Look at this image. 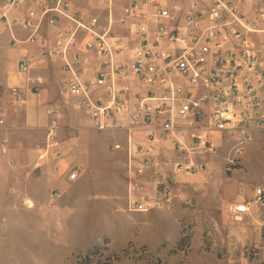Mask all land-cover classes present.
<instances>
[{
    "label": "built area",
    "instance_id": "1",
    "mask_svg": "<svg viewBox=\"0 0 264 264\" xmlns=\"http://www.w3.org/2000/svg\"><path fill=\"white\" fill-rule=\"evenodd\" d=\"M98 1L110 11L121 4V21L130 22L132 46L126 62L118 59L124 44L111 23L73 13L68 0H0V19L9 28L29 30L24 40L13 36V46L33 42L43 23L70 24L60 27L49 54L60 61L65 90L93 128L127 131L133 175L156 167L152 153L158 145H168L184 160L174 162V173H192L207 167L224 146L227 164L236 166L245 145L256 137L264 144V0ZM25 6L22 18L9 16ZM90 55L98 66L85 79ZM32 69L25 52L17 71L26 82L9 86L17 101L23 88L43 91L42 78L29 76ZM136 133L144 141L132 139ZM45 144H59L53 127ZM53 155L62 159L58 149ZM77 175L74 169L66 172L69 181ZM160 197L169 202L171 191L165 189ZM252 203L264 205L263 187L254 189L252 202L235 203L232 212L248 214ZM132 205L136 211L148 209L144 200Z\"/></svg>",
    "mask_w": 264,
    "mask_h": 264
},
{
    "label": "rangeland",
    "instance_id": "2",
    "mask_svg": "<svg viewBox=\"0 0 264 264\" xmlns=\"http://www.w3.org/2000/svg\"><path fill=\"white\" fill-rule=\"evenodd\" d=\"M48 26L43 23L39 29L33 54L34 72L46 75V91L39 95L28 92L26 102L19 103L7 85H0L2 126L10 127L5 132L13 139L8 145L0 133V169L40 174L44 166L38 149H46L42 140L53 127L57 141L64 147L58 150L66 163L54 173L62 185L56 184L55 178L48 182L47 200L57 203L50 214L53 220L57 212L61 219L59 212L63 210L62 230L56 232L55 227H49L45 236L38 228L31 234L16 233L0 240V264H39L41 254L43 261L46 257L44 264H78L90 252L94 256L88 264L106 260L110 264H264V205L252 203L250 212L240 216L232 212L235 203L242 199L252 202L254 189L264 188L262 139L256 137L243 147L236 166L227 164L228 150L224 146L209 158L207 167L192 173H174V162L184 160L168 145H158L153 151L156 167L140 176L129 175L127 131L96 130L76 110L74 100L63 94L57 63L44 58L52 46ZM8 28L0 19L1 48H12ZM116 32L129 36L123 28ZM15 35L23 37L16 31ZM0 59L2 68L12 64L5 50ZM51 107L56 109L53 114L46 111ZM73 139L80 141L78 147L72 146ZM115 143L121 148L114 149ZM68 147L73 149L66 151ZM72 169L78 175L69 181L66 172ZM28 179L13 176L6 181L5 186L12 187L9 194L20 192L25 196ZM55 189L60 192L56 198L50 194ZM165 189L171 191L169 202L159 201ZM39 195L44 197L43 193ZM108 196L112 207L103 200ZM13 200L20 201V197ZM134 200H144L148 209L128 217L125 212ZM20 223L16 227L20 228ZM128 232L131 236L125 243ZM104 233L111 238L101 236Z\"/></svg>",
    "mask_w": 264,
    "mask_h": 264
},
{
    "label": "crops",
    "instance_id": "3",
    "mask_svg": "<svg viewBox=\"0 0 264 264\" xmlns=\"http://www.w3.org/2000/svg\"><path fill=\"white\" fill-rule=\"evenodd\" d=\"M68 1L70 2L71 11L73 13L80 14L85 19L93 17V16H97L100 19L102 25H108L109 23H111L112 29L114 30V33H115L114 35H116L119 38V40L124 44L123 52L120 56H118V59L121 62L122 61L126 62L129 58L130 47L132 46V43H131V37L132 36L130 34V31H129V29L131 28L130 22L129 21H121V16H122L121 15V4H115L111 8V11H110V10H108V6L106 3L100 2L98 0H83L85 2H90V3L97 2L96 5H86V4L83 5V4H80L79 2H77V0H68ZM47 2L51 3V0L47 1ZM26 9H27L26 6L22 7V8H18V9H13L9 12V16L22 18L25 15ZM60 24H61L60 26H59V24L56 26H51V25L48 26V28H49L48 31L50 32V34L52 36V44L54 43V41L56 39V34L60 30V27L62 25L68 24V22L61 21ZM68 25H70V24H68ZM119 28L126 29L129 33V36L122 37V35H119L116 32L117 29H119ZM8 29H9V32L7 31V33L10 34L11 41H12L13 36L17 39L24 40L29 34V30L24 29L20 26H12L11 28H8ZM15 31L18 35L23 36V37L22 38L17 37L15 35ZM39 35H40V33L38 31L33 42H24V43L18 44L17 46H13L12 42H11L12 48L11 47H6V48L0 47V56H1L2 52L5 50V52H8L9 56L11 57V62H12V64L8 67L2 68L0 66V85H2V86L7 85V87L9 88V86L22 85L26 82V77L22 76L18 73L17 64H18L19 60L21 59L22 55L25 52H28V54L30 55V57L33 61V69L30 71L29 76H36V75L40 76L43 80V91L41 93L46 91V80H47L46 75L43 72H39V73L34 72L35 61L33 58V54H34V51L36 50L35 47H36L37 39H38ZM125 38H127L128 40H125ZM86 39L87 38H85V40ZM27 43L29 44V46L27 45ZM51 47L52 46H50V48H48V50H46L47 53L44 54V58L50 59V60L55 61L57 63V67H58L57 78H58V80H60L61 82L64 83V80H63L64 74L62 71L60 61L57 60L54 56L49 54ZM125 55H127V56H125ZM0 63H1V61H0ZM97 66H98L97 58L95 56L90 55L89 60L85 64V70L83 73L84 78L85 79L91 78L92 75L94 74ZM28 92L36 94V93L30 91V89H28V87L23 88L21 95H20L21 101H17V102H19V103L26 102L25 96L28 94ZM62 92H64L63 94L68 95V93L65 90V86H63ZM14 99H15V97H14ZM54 110H56V109L53 107L46 109V111L51 113V114H53L52 112ZM56 113H54V114H56ZM0 120H2V123H0L1 136L5 137L4 139L6 140L8 145L13 144V139L9 136H6V132H5L6 130L8 131V129L10 127L9 126H6V127L2 126L4 123V119L0 117ZM46 132H48L47 129H46ZM80 138H81V134H80ZM140 138H142L143 140H139ZM76 139H73L71 142L72 146L74 148L78 147L80 144V141L78 143V140L76 141ZM132 139H134L136 141H144L143 135H141L139 133L134 134L132 136ZM42 142H45V143L48 142V136H46V138L44 136ZM59 146L62 149H64L61 142H60V144H58L57 147H49V148L45 149L44 146H42V149H38V151L40 152L41 164L44 166V167H42V170H41L40 174H38V175H35L31 172L21 171V170H2V169H0V178H1L0 179V189H1V192L3 193V195H0V240L9 239L12 234H16V233H23V232L28 233L29 232L31 234L34 230H37L38 228L42 232H44L45 236H47V234H48L49 227H51V228L55 227L56 232L58 231V229L62 230V224H61L62 222L61 221H62V216H63V210H61L59 212L61 219L58 217V212H57L56 216L53 220L50 214H51L52 209H54V207L57 206V203L56 202H50L47 200L48 182H53L54 181L53 178L56 179L54 173L55 172L59 173L61 171L62 166L66 163L65 157L63 159L59 160V159H55V157L53 155L54 151L56 149H59ZM73 147H68L65 150L67 151L69 148L73 149ZM125 151H128V144H127V146H125ZM126 160H127V158H126ZM125 164L127 167V162ZM25 173H27V174H25ZM128 174H129V172H128ZM129 175H132V173ZM13 176L19 177V178L26 176L27 178H29L28 179L29 185H26V191L23 192V193H25V196L21 195L22 193H20V192L9 194L11 192L12 187H11V185H7V187H6L5 183H6V181H9L10 178H12ZM66 178H67V176H66ZM55 183L62 185L63 181L56 179ZM16 187H18V186H15L14 189H16ZM14 189H13V191H14ZM54 191H58V189L51 190L50 194L52 195V192H54ZM40 193H43L44 197L40 196L39 195ZM14 194H16L17 196H15ZM16 197H20V201L13 200V198H16ZM103 200L107 202V203L105 202L106 205H109L110 207H112L111 206L112 199L110 196L104 197ZM120 202H121V200H120ZM132 202L130 203L129 212L128 211L125 212V214L128 217H133L135 214L134 212L136 211L133 209ZM49 209H50V212H49ZM55 209H56V207H55ZM18 221L21 222L19 225L20 228L16 227ZM129 232H128V236L126 237L125 243L130 239L131 235L129 236V234H130ZM101 236L111 238V236H109L107 233H104ZM98 245H99V243H98ZM94 246H96V245H94ZM2 251H3L2 248H0V253ZM5 256H7V255L5 254ZM46 262H47L46 257H45V260L43 261L42 254H41L39 264H44Z\"/></svg>",
    "mask_w": 264,
    "mask_h": 264
},
{
    "label": "trees",
    "instance_id": "4",
    "mask_svg": "<svg viewBox=\"0 0 264 264\" xmlns=\"http://www.w3.org/2000/svg\"><path fill=\"white\" fill-rule=\"evenodd\" d=\"M94 256V252H90L89 254L85 255L78 264H88L89 262H91V257ZM102 264H110L109 262H107V260L105 262H102Z\"/></svg>",
    "mask_w": 264,
    "mask_h": 264
}]
</instances>
